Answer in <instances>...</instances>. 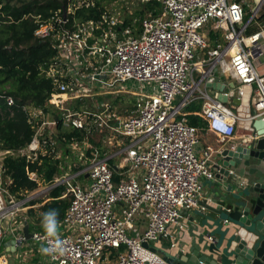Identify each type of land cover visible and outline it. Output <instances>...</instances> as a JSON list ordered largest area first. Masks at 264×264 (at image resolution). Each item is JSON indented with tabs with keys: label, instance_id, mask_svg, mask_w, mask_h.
<instances>
[{
	"label": "built area",
	"instance_id": "obj_1",
	"mask_svg": "<svg viewBox=\"0 0 264 264\" xmlns=\"http://www.w3.org/2000/svg\"><path fill=\"white\" fill-rule=\"evenodd\" d=\"M65 1L46 19L36 17L33 32L54 51L42 74L52 85L45 107L57 114L23 106L33 135L16 152L32 164L44 156L63 158L61 175L48 186H65L63 196L70 197L60 222L66 251L55 258L42 255L39 264H168L153 245L168 240L170 248L180 246L182 211L203 210L202 181L214 179L211 159L217 151L207 146L196 154L199 128L188 125L184 110L200 102L193 114L219 144L238 131L250 141L264 138V78L253 66L264 48L262 32L247 33L254 14L246 20V0H156L161 14L143 18L137 36L130 35V27L120 28L117 8L79 20L76 13L93 9L95 0ZM210 78L225 87V102L206 86ZM121 94L134 102L125 116L99 100ZM4 100L14 105L11 97ZM84 104L91 109L80 108ZM59 118L83 139H71L61 149L53 133ZM256 119L263 134L252 128ZM13 154L0 151V244L3 223L18 225L19 231L24 223L18 213L25 200L3 183L2 160ZM27 175L44 184L36 173ZM138 218L146 220L139 235ZM48 239L45 232H34L31 241L40 248ZM23 242L19 234L14 248ZM8 258L0 253V264H11Z\"/></svg>",
	"mask_w": 264,
	"mask_h": 264
},
{
	"label": "trees",
	"instance_id": "obj_2",
	"mask_svg": "<svg viewBox=\"0 0 264 264\" xmlns=\"http://www.w3.org/2000/svg\"><path fill=\"white\" fill-rule=\"evenodd\" d=\"M112 1L95 0L96 4L93 9L78 11L75 18L79 20L98 19L105 7ZM65 2V0H0V151L14 153L6 155L2 160L3 183L9 193L19 200H24L39 187L36 181L28 178L27 173H36L38 181L45 184H51L62 173L60 167L63 165V158L58 160L44 156L40 158L39 164H32L24 157L16 155V152L25 148L33 135V130L22 111L23 106L32 104L54 116L57 114V111L51 107H45L52 85L50 80L42 74V70L48 67L54 57V51L48 40L36 39L33 32L36 28V17L46 19L52 11ZM161 12L162 7L156 0L139 3L132 14L124 18L120 28L130 27L132 35L137 36L140 33L141 20L146 16H159ZM4 96L11 97L14 105L8 107ZM118 99L119 96L116 98L108 96L104 100H109L113 108L117 105ZM99 100L103 99L99 98ZM133 103L131 100L127 113L133 109ZM87 106L91 109L90 104ZM200 108V102L187 106L184 110L187 114L185 118L188 125L205 129V122L193 114ZM74 109L79 110V106L74 105ZM53 133L61 149L65 142L71 139L81 141L84 136L81 131L65 128L60 118ZM100 151L102 154L104 150ZM64 155H66L65 151L62 153V156ZM113 179L117 181L115 174ZM65 189L62 185L54 187L46 196L49 199L47 202L32 200L25 205V207H31L26 210L25 218H23L30 232H44L41 227V213L49 209L58 210L59 223L62 221L70 203L69 196L62 197ZM35 205L40 206L32 208Z\"/></svg>",
	"mask_w": 264,
	"mask_h": 264
},
{
	"label": "water",
	"instance_id": "obj_3",
	"mask_svg": "<svg viewBox=\"0 0 264 264\" xmlns=\"http://www.w3.org/2000/svg\"><path fill=\"white\" fill-rule=\"evenodd\" d=\"M213 82L210 78L206 86L225 102V87ZM252 128L263 134L261 119ZM216 158L217 184L224 186L215 190V206L201 203L203 210L189 218L188 242L182 243L186 251L182 246L174 254L156 250L168 264H264V138L223 147ZM244 179L245 186L239 182ZM22 236L25 241L32 238L26 222Z\"/></svg>",
	"mask_w": 264,
	"mask_h": 264
},
{
	"label": "crops",
	"instance_id": "obj_4",
	"mask_svg": "<svg viewBox=\"0 0 264 264\" xmlns=\"http://www.w3.org/2000/svg\"><path fill=\"white\" fill-rule=\"evenodd\" d=\"M253 1V7L248 9L249 5H248V0H246V20L248 18L251 17L252 14H254L253 20L251 22V24L249 25L248 29H247V33H253V32H258L261 31L262 32V39H263V47H264V0H252ZM253 66L254 69L256 70V72L262 76L264 78V48L261 51V55L256 56L253 60ZM216 77H218V74L216 75ZM219 80V79H218ZM221 81V80H219ZM214 85H218L222 83H217L214 82ZM213 92V94H216V90L213 88H210ZM109 101V100H108ZM250 140L247 138V135L243 134V132L238 131L235 135V137L233 139H231L230 141H228L227 143L224 144H219L217 142V139L215 138L214 135H212L211 133H209L206 128L205 129H200L199 128V143L196 147V154L198 156H201L202 153L204 152L205 148L207 146H212L215 150H217L214 154V156L211 159V165H212V172L214 173V179L213 180H203L202 181V192H201V197L199 200V204H206L209 206H215V204L213 203V200L215 198V190L217 188L218 185L220 186H224L222 183L217 184V171L215 169L216 163H217V158H216V154L217 152H219L223 147H228V146H240V145H246L247 143H249ZM115 163H117V161H110V164L115 165ZM240 184L243 183L244 186L247 185L248 180L244 179V180H239ZM49 184H41L37 190H35L34 192H36L35 194H33L32 196H27L24 200V204H23V208L21 211V214L19 212L18 218H20L23 222L25 218L23 216V213L26 212L27 209L31 208V207H25V205L32 200H35L37 197L42 196L45 197L47 196L48 192L52 189V187L48 186ZM32 192V193H34ZM30 193V194H32ZM64 195V194H63ZM64 197V196H62ZM49 199H45L43 203L47 202ZM40 205H35L32 206V208H38ZM195 212H201V208H196L195 210L192 211H182V216H183V223L185 226L184 231L181 232V236L178 239L180 241V246H182L183 242H188V236H187V229L189 227V218L191 216L194 215ZM202 213L207 214L206 211H203ZM9 224V227L14 226L11 230L10 233L11 235L8 236L7 234H3V241L1 242L2 246H1V250L0 253H5L8 255V259L10 261L11 264H39V262L42 259V255L39 252V246L35 243H33L31 240L29 241H25L23 242L21 245H17L14 248V241L16 239V236L22 235V229H23V225H20V229L21 231H19L17 229V226ZM146 226V220L143 218H138L135 224V231L136 233L139 235L140 233L143 232V230L145 229ZM19 227V226H18ZM18 230V231H14V230ZM60 230V229H59ZM4 232H6V230H4ZM30 232V231H29ZM30 233H34V231L30 232ZM5 238V240H4ZM178 241V243H179ZM179 246V247H180ZM178 248H170V243L168 240H162L159 241L158 243H156L155 245H153V249L158 250V249H164L165 252L170 253V254H174L178 251ZM182 248L186 251V247Z\"/></svg>",
	"mask_w": 264,
	"mask_h": 264
},
{
	"label": "rangeland",
	"instance_id": "obj_5",
	"mask_svg": "<svg viewBox=\"0 0 264 264\" xmlns=\"http://www.w3.org/2000/svg\"><path fill=\"white\" fill-rule=\"evenodd\" d=\"M139 3H142V2L140 0H113L108 6L105 7V9L113 10L114 8H117V10L119 11L118 18L121 22H123L124 18H126L127 15L132 14L133 10L136 8V6L139 5ZM248 5H249L248 9L252 8L254 6L253 1L248 0ZM130 35L133 36L132 31H131ZM220 42L223 43V41L221 39H220ZM194 78L195 79L197 78V74H194ZM201 88H202V86H201ZM101 98L103 100L105 99V97H101ZM131 100H132V98L127 96L126 94H121L119 96L117 105H115L112 110L118 116H125L127 114L128 110L130 109ZM86 105L84 104V106H82L80 108L84 109V107H86ZM73 164H75V160H73L72 158H69V166H73ZM35 193L36 192L29 194V196H32ZM45 199H46L45 197L39 196L35 200L43 201ZM20 214H21V212H20ZM18 215H19V213H18ZM23 216L25 217V213H23ZM3 227L6 230V232H3V234L8 233V236H10L11 235L10 230L14 226L9 227V224L5 222V223H3ZM4 240H5V238H4ZM1 246H2V244H0V250H1Z\"/></svg>",
	"mask_w": 264,
	"mask_h": 264
},
{
	"label": "clouds",
	"instance_id": "obj_6",
	"mask_svg": "<svg viewBox=\"0 0 264 264\" xmlns=\"http://www.w3.org/2000/svg\"><path fill=\"white\" fill-rule=\"evenodd\" d=\"M3 204L0 198V205ZM59 212L56 209H49L41 213V227L49 238L47 245H41L39 252L41 255L55 258L57 255H64L66 251V241L60 235Z\"/></svg>",
	"mask_w": 264,
	"mask_h": 264
}]
</instances>
